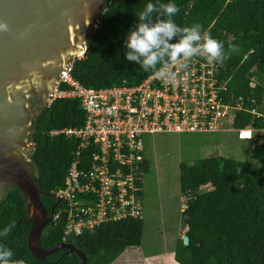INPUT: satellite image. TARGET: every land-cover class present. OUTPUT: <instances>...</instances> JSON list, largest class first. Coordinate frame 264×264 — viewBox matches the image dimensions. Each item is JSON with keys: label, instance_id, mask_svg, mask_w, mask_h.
I'll use <instances>...</instances> for the list:
<instances>
[{"label": "trees", "instance_id": "obj_1", "mask_svg": "<svg viewBox=\"0 0 264 264\" xmlns=\"http://www.w3.org/2000/svg\"><path fill=\"white\" fill-rule=\"evenodd\" d=\"M156 0H109L101 25L86 34L83 58L75 60L71 77L86 88L132 86L152 74L125 58L127 34L138 23L137 14L147 3ZM175 3L180 11L173 17L181 27L199 23L204 30L224 42L238 45L222 64L216 78L226 82L223 97L233 103L245 98L234 114L232 128L249 125L257 131L250 149V162L224 157H209L178 166L179 192L188 197L180 214L184 245L177 239L172 258L176 264H264V0H160ZM156 15V14H154ZM178 42L174 38L170 43ZM249 100H253L250 103ZM258 109L261 117L249 113ZM31 126L34 147L29 161L35 171L33 182L42 195L40 202L47 216L61 208L48 195L62 188L76 143L62 136L50 137L52 129L77 128L83 113L75 100H56L41 107ZM261 131V132H260ZM147 174L148 163L143 161ZM206 188V190H201ZM26 210L17 190L6 187L0 197V231L14 227L7 237H0L13 252V259L25 264H80L81 260L65 249L44 258L34 259L26 247L30 229L24 223ZM63 212L42 230L37 245L41 249L62 243ZM141 219L107 221L70 235L65 242L81 252L85 264H112L126 249L140 246Z\"/></svg>", "mask_w": 264, "mask_h": 264}, {"label": "built area", "instance_id": "obj_2", "mask_svg": "<svg viewBox=\"0 0 264 264\" xmlns=\"http://www.w3.org/2000/svg\"><path fill=\"white\" fill-rule=\"evenodd\" d=\"M81 58L83 53L64 65L44 104L48 108L56 100H75L83 113L79 127L47 133L76 143L62 188L51 193L61 203L52 217L65 215L62 242L107 221L141 219L144 135L230 133L254 146L253 120L241 129L231 126L248 99L231 103L223 97L226 82L216 78L219 63L194 57L172 83L152 73L137 85L92 89L71 77L74 61ZM249 113L254 119L262 116L256 115L259 108Z\"/></svg>", "mask_w": 264, "mask_h": 264}, {"label": "water", "instance_id": "obj_3", "mask_svg": "<svg viewBox=\"0 0 264 264\" xmlns=\"http://www.w3.org/2000/svg\"><path fill=\"white\" fill-rule=\"evenodd\" d=\"M109 0H0V197L5 188L18 191L30 225L26 237L36 260L65 249L86 263L67 242L41 249L37 242L50 223L39 197L29 161L34 147L31 126L44 107L52 83L66 63L86 50L84 36L101 25ZM38 101L34 106V102ZM54 198L53 194L48 195ZM57 203V202H56ZM185 239V238H184ZM186 239L184 245L186 244Z\"/></svg>", "mask_w": 264, "mask_h": 264}, {"label": "rangeland", "instance_id": "obj_4", "mask_svg": "<svg viewBox=\"0 0 264 264\" xmlns=\"http://www.w3.org/2000/svg\"><path fill=\"white\" fill-rule=\"evenodd\" d=\"M142 142L148 172L141 193V243L126 249L112 264H176L173 248L177 239L185 242L180 214L188 199L179 192V164L215 156L250 162L252 145L230 133L144 135Z\"/></svg>", "mask_w": 264, "mask_h": 264}, {"label": "clouds", "instance_id": "obj_5", "mask_svg": "<svg viewBox=\"0 0 264 264\" xmlns=\"http://www.w3.org/2000/svg\"><path fill=\"white\" fill-rule=\"evenodd\" d=\"M179 11L173 2L156 0L147 3L137 14L138 23L129 30L125 41L126 60L138 64L145 72L151 71L167 83L175 80L178 70L187 69L194 57H202L209 64H222L239 50L232 41L225 50L224 42L214 38L199 23L185 27L177 25L173 17ZM0 30L6 31L7 25L0 22ZM174 38H178V42L170 43ZM13 227V224L5 227L0 231V237H7ZM13 255L10 248L0 244V264H25L22 259L14 260Z\"/></svg>", "mask_w": 264, "mask_h": 264}, {"label": "flooded vegetation", "instance_id": "obj_6", "mask_svg": "<svg viewBox=\"0 0 264 264\" xmlns=\"http://www.w3.org/2000/svg\"><path fill=\"white\" fill-rule=\"evenodd\" d=\"M37 103H38V101H35V102H34V106H36V105H37ZM38 104H39V103H38Z\"/></svg>", "mask_w": 264, "mask_h": 264}]
</instances>
